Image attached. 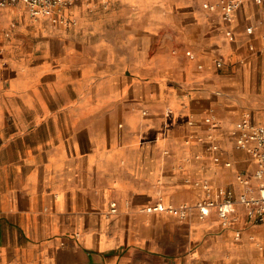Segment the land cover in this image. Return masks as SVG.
Here are the masks:
<instances>
[{
	"label": "crops",
	"instance_id": "0c3cea01",
	"mask_svg": "<svg viewBox=\"0 0 264 264\" xmlns=\"http://www.w3.org/2000/svg\"><path fill=\"white\" fill-rule=\"evenodd\" d=\"M205 1L83 0L68 26L0 6V264H264L240 204L146 210L258 192L236 133L264 122V0Z\"/></svg>",
	"mask_w": 264,
	"mask_h": 264
},
{
	"label": "built area",
	"instance_id": "2783aa9c",
	"mask_svg": "<svg viewBox=\"0 0 264 264\" xmlns=\"http://www.w3.org/2000/svg\"><path fill=\"white\" fill-rule=\"evenodd\" d=\"M80 1L83 0H0V6L4 7L23 2L32 17H47L52 24L68 26L73 20L66 13V9ZM256 1L263 2V0ZM242 2L243 0L205 1L203 2V6L208 10L220 9L224 18L230 21L234 10ZM227 34L230 39L234 38L232 30H227ZM190 57H194V55L190 54ZM215 61L217 67H222L226 59L223 54H218ZM206 120L212 121V118L207 117ZM213 125H215V122H213ZM236 141L239 147L246 148L256 159L257 168L255 177L259 180L258 192L256 194H248L246 192L236 194L232 189L220 188L219 193L221 194V198H214L209 195L194 205L188 202L178 205L167 204L159 200L146 206V210L168 211L180 218H186L193 207L198 209L200 217L208 215L210 210L215 208L218 217L226 226H229L233 223L234 214L236 213L237 206L240 204L244 207L248 220L253 223L264 222V122L257 123L250 116L245 117L240 129L236 133ZM238 179L243 183H248V179L243 174H239ZM111 210H116V202L111 203Z\"/></svg>",
	"mask_w": 264,
	"mask_h": 264
},
{
	"label": "rangeland",
	"instance_id": "374dc122",
	"mask_svg": "<svg viewBox=\"0 0 264 264\" xmlns=\"http://www.w3.org/2000/svg\"><path fill=\"white\" fill-rule=\"evenodd\" d=\"M17 4H21L20 2H18Z\"/></svg>",
	"mask_w": 264,
	"mask_h": 264
}]
</instances>
